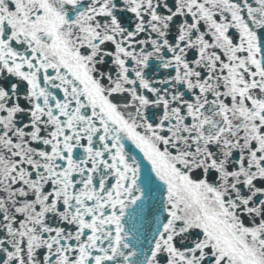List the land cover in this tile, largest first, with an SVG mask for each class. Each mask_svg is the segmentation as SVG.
Segmentation results:
<instances>
[{"label":"snow or ice","instance_id":"6c2138e0","mask_svg":"<svg viewBox=\"0 0 264 264\" xmlns=\"http://www.w3.org/2000/svg\"><path fill=\"white\" fill-rule=\"evenodd\" d=\"M0 264H264V0H0Z\"/></svg>","mask_w":264,"mask_h":264}]
</instances>
